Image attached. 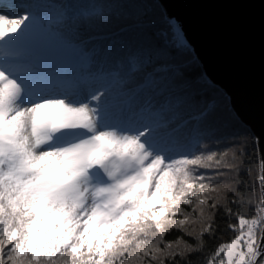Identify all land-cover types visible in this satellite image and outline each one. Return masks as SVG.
Segmentation results:
<instances>
[{
  "label": "snow or ice",
  "instance_id": "1",
  "mask_svg": "<svg viewBox=\"0 0 264 264\" xmlns=\"http://www.w3.org/2000/svg\"><path fill=\"white\" fill-rule=\"evenodd\" d=\"M161 9L0 0V264H264V150Z\"/></svg>",
  "mask_w": 264,
  "mask_h": 264
},
{
  "label": "water",
  "instance_id": "2",
  "mask_svg": "<svg viewBox=\"0 0 264 264\" xmlns=\"http://www.w3.org/2000/svg\"><path fill=\"white\" fill-rule=\"evenodd\" d=\"M264 150V0H160Z\"/></svg>",
  "mask_w": 264,
  "mask_h": 264
},
{
  "label": "trees",
  "instance_id": "3",
  "mask_svg": "<svg viewBox=\"0 0 264 264\" xmlns=\"http://www.w3.org/2000/svg\"><path fill=\"white\" fill-rule=\"evenodd\" d=\"M15 2H16V0H2V3L3 4H7V5L14 4ZM161 10H165L163 6H162ZM193 56L196 57L194 51H193ZM198 61H199V59H198ZM199 64H200L202 70L204 71L200 61H199ZM218 88L221 90V93L223 94L222 95V102L224 104H228L230 102L228 96L226 95V93L220 87H218ZM236 131L241 133V134H247L249 151L252 152L253 155H255V152H253V141H256L257 139L253 135L252 131L247 126L246 127H242V128H238V129H236ZM191 149H194V145H192V146L174 145V150H177V151H184V150H191Z\"/></svg>",
  "mask_w": 264,
  "mask_h": 264
},
{
  "label": "bare ground",
  "instance_id": "4",
  "mask_svg": "<svg viewBox=\"0 0 264 264\" xmlns=\"http://www.w3.org/2000/svg\"><path fill=\"white\" fill-rule=\"evenodd\" d=\"M3 4V3H2ZM7 5V4H6ZM8 6V8H9V10H11L12 9V7H13V4L12 5H7ZM19 9H17V11H18ZM229 101H230V98H229Z\"/></svg>",
  "mask_w": 264,
  "mask_h": 264
},
{
  "label": "rangeland",
  "instance_id": "5",
  "mask_svg": "<svg viewBox=\"0 0 264 264\" xmlns=\"http://www.w3.org/2000/svg\"><path fill=\"white\" fill-rule=\"evenodd\" d=\"M12 5V4H11ZM217 86V85H216ZM218 87H220V86H218ZM221 88V87H220ZM222 89V88H221ZM223 90V89H222ZM224 91V90H223ZM225 92V91H224ZM226 93V92H225ZM227 95V94H226ZM228 96V95H227ZM229 98V97H228Z\"/></svg>",
  "mask_w": 264,
  "mask_h": 264
}]
</instances>
